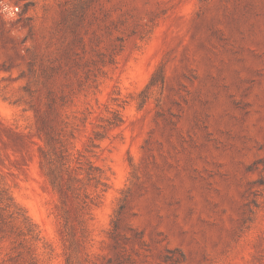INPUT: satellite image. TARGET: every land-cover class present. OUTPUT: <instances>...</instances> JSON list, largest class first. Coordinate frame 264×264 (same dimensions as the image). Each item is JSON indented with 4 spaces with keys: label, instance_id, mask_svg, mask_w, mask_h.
<instances>
[{
    "label": "rangeland",
    "instance_id": "374dc122",
    "mask_svg": "<svg viewBox=\"0 0 264 264\" xmlns=\"http://www.w3.org/2000/svg\"><path fill=\"white\" fill-rule=\"evenodd\" d=\"M36 111L79 177L64 203ZM0 181L36 264H264V0H0ZM13 245L0 264H28Z\"/></svg>",
    "mask_w": 264,
    "mask_h": 264
},
{
    "label": "trees",
    "instance_id": "16d2710c",
    "mask_svg": "<svg viewBox=\"0 0 264 264\" xmlns=\"http://www.w3.org/2000/svg\"><path fill=\"white\" fill-rule=\"evenodd\" d=\"M71 11V15L74 14L73 10ZM28 63L29 70L31 71V58ZM163 83L164 70L162 65H159L151 73L140 94L146 97L148 89L156 85H162ZM24 90L27 94L32 93L28 84L24 86ZM55 103L56 99L53 97L52 91L48 90L45 104L49 109H52ZM29 106L35 108L33 103L29 104ZM36 117L38 130L44 138V146L39 149V166L53 189L57 192L60 202L64 203L68 192H75L78 189L75 183L79 181V177L72 173V160L66 157L67 154L64 151L63 145L59 144V147L56 146L58 141H56L57 139L53 135L52 125L49 123L47 117L37 111ZM64 226L69 236V240L68 238L67 240L69 243H72L75 237L72 233L68 217H64ZM7 237L12 238V243L14 244L12 248H23L18 254H21L22 251L27 253L29 258L28 264H36V255L30 252V248L40 240V231L24 207L14 199L8 185L0 181V242ZM172 251L176 252L177 255L174 257L164 255L163 261H169L171 264H181L183 261L182 251L178 248H174ZM125 260V257L121 258L118 264H125ZM65 264H70L69 255H66Z\"/></svg>",
    "mask_w": 264,
    "mask_h": 264
}]
</instances>
